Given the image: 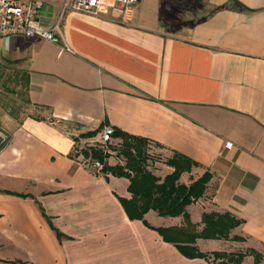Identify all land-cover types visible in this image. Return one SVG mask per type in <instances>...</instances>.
<instances>
[{
	"label": "crops",
	"instance_id": "1",
	"mask_svg": "<svg viewBox=\"0 0 264 264\" xmlns=\"http://www.w3.org/2000/svg\"><path fill=\"white\" fill-rule=\"evenodd\" d=\"M175 1L138 0L117 15L61 13L63 0H42L38 22L50 27L61 14V43L72 51L21 34L0 46L24 74L27 102L19 115L0 116L8 135L0 264H212L130 219L119 200L131 196L129 178L79 158L107 124L148 139L146 166L160 179L174 170V154L191 161L178 182L208 171L205 192L186 206L190 219L198 230L204 212L229 211L242 222L229 238H197V246L252 248L264 264V0H195L191 18H182L189 3L176 10ZM164 12L178 24L168 28ZM144 218L154 227L183 223L153 209ZM241 264H255L254 255Z\"/></svg>",
	"mask_w": 264,
	"mask_h": 264
},
{
	"label": "trees",
	"instance_id": "2",
	"mask_svg": "<svg viewBox=\"0 0 264 264\" xmlns=\"http://www.w3.org/2000/svg\"><path fill=\"white\" fill-rule=\"evenodd\" d=\"M99 130V128L90 130L80 136L92 138ZM114 135L120 136L122 140L108 143L112 152H105L102 143L96 139L85 144L81 148V153L86 158L101 160L104 173L129 178L128 191L131 196L119 197V200L130 219L142 220L146 226L158 231L164 241L172 243L187 258H203L212 264H241L246 254H253L255 264H260L261 254L252 248L245 251L227 252L224 250L202 251L197 246V238H229L230 231L242 222V219L229 211L204 212L201 218L202 227L198 230L197 224L190 219L186 206L205 192L206 184L211 177L208 171L189 184L180 183L178 182L179 176L182 171L191 167V161L184 155L174 154L167 161L174 167V170L160 179L146 166L148 139L118 130ZM112 155L116 157L122 155L125 159L124 163L118 161L115 164H109L107 159ZM149 209L163 216L182 215L183 223L154 227L144 218ZM232 238L244 239L237 235H233Z\"/></svg>",
	"mask_w": 264,
	"mask_h": 264
},
{
	"label": "built area",
	"instance_id": "3",
	"mask_svg": "<svg viewBox=\"0 0 264 264\" xmlns=\"http://www.w3.org/2000/svg\"><path fill=\"white\" fill-rule=\"evenodd\" d=\"M138 0H63L61 13L66 10H77L92 14L113 13L126 15L131 6ZM42 0H0V46L8 48L14 35L37 36L51 42L60 44V50L72 51V48L62 42L59 19L50 26L45 27L38 22L42 8ZM115 129L112 125H104L100 130L99 142L102 143L105 152H112L108 143L116 142ZM8 140V135L0 124V149ZM88 144V143H87ZM229 145L231 143H228ZM79 158L94 170L102 171L103 162L99 159L84 157L79 149Z\"/></svg>",
	"mask_w": 264,
	"mask_h": 264
},
{
	"label": "rangeland",
	"instance_id": "4",
	"mask_svg": "<svg viewBox=\"0 0 264 264\" xmlns=\"http://www.w3.org/2000/svg\"><path fill=\"white\" fill-rule=\"evenodd\" d=\"M187 2L189 3V8H185L186 10L183 11L182 18H191L193 9L198 4L195 0H176L173 4L177 10L180 8L183 9ZM163 15V22L168 28H172L178 24L179 19H175L174 21L168 19L166 12ZM26 103L24 74L20 71L19 65L13 59L0 51V116L6 114L10 116L19 115L20 112L25 110ZM152 222L155 223L153 220Z\"/></svg>",
	"mask_w": 264,
	"mask_h": 264
}]
</instances>
